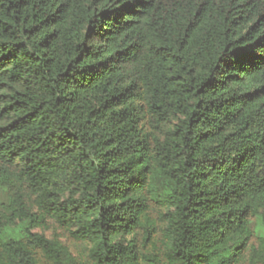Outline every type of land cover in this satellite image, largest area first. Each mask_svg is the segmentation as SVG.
<instances>
[{
  "label": "trees",
  "instance_id": "obj_1",
  "mask_svg": "<svg viewBox=\"0 0 264 264\" xmlns=\"http://www.w3.org/2000/svg\"><path fill=\"white\" fill-rule=\"evenodd\" d=\"M0 264H264V0H0Z\"/></svg>",
  "mask_w": 264,
  "mask_h": 264
}]
</instances>
